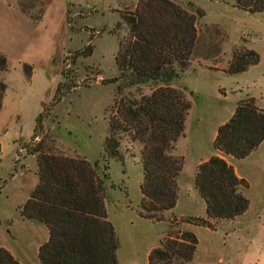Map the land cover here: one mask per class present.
Here are the masks:
<instances>
[{"label": "rangeland", "instance_id": "374dc122", "mask_svg": "<svg viewBox=\"0 0 264 264\" xmlns=\"http://www.w3.org/2000/svg\"><path fill=\"white\" fill-rule=\"evenodd\" d=\"M173 1L194 14L198 38L189 65L171 81L191 103L184 136L175 148L184 157L177 178L178 204L174 211H164L161 221H152L138 213L140 144L123 136L124 161L111 158L104 170L102 158L116 96V83L104 80L118 74L115 54L125 29L117 23L137 0H0V53L7 59L6 70H0L6 83L0 109V245L20 259L35 263L37 245L47 236L43 224L20 214L37 182L36 158L27 148L45 136L53 152L98 159L99 172L108 173L105 208L118 239L116 264H147L153 247L183 229L198 239L194 257L183 264H264V143L243 159L226 157L248 184L242 192L249 208L238 219L242 238L223 241L229 227L214 222L213 232L186 221L205 216L194 175L197 165L216 150L212 142L218 126L240 99L253 96L264 108V10L249 13L232 0ZM87 44L93 46L89 56L80 51ZM240 44L255 49L260 60L245 71L227 74L224 69ZM58 83L63 95L56 101ZM152 87H126L122 94H148ZM42 109V125L32 140Z\"/></svg>", "mask_w": 264, "mask_h": 264}, {"label": "trees", "instance_id": "16d2710c", "mask_svg": "<svg viewBox=\"0 0 264 264\" xmlns=\"http://www.w3.org/2000/svg\"><path fill=\"white\" fill-rule=\"evenodd\" d=\"M233 6L249 13L264 10V0H232ZM125 33L118 36L115 64L118 74L104 80L116 83V96L109 113V133L103 141L104 170L111 158L123 162L120 141L125 136L140 144L139 159L143 177L139 187L142 199L138 213L161 221L178 198L177 178L184 165L183 155L175 153L176 142L184 136L191 103L183 89L171 85L186 69L197 44L195 16L173 0H137L131 11L121 12ZM82 51L89 56L93 46ZM260 55L244 44L237 46L224 69L237 74L259 62ZM7 59L0 53V70ZM25 69V68H24ZM26 70V69H25ZM26 70L27 72H30ZM153 84L148 94H122L123 88ZM6 83L0 80V109ZM63 93L57 84L53 99ZM43 107V103H41ZM44 110L36 116L32 140L38 136ZM264 140V108L253 96L240 99L231 116L221 123L213 147L234 159L247 157ZM1 151V143H0ZM36 158L37 182L23 203V218L43 224L48 238L37 250L41 264H116L118 239L107 219L104 182L109 175L99 172V160L53 152L45 136L28 147ZM101 174V175H100ZM232 164L218 154L201 161L194 175V187L205 202V217H187L196 225L214 230V222L235 219L249 208L247 187ZM198 239L187 229L169 235L153 247L147 264H183L195 255ZM0 264H21L0 245Z\"/></svg>", "mask_w": 264, "mask_h": 264}, {"label": "crops", "instance_id": "0c3cea01", "mask_svg": "<svg viewBox=\"0 0 264 264\" xmlns=\"http://www.w3.org/2000/svg\"><path fill=\"white\" fill-rule=\"evenodd\" d=\"M49 7V6H48ZM47 11V10H46ZM45 15H46V12L44 13V15H43V18L45 17ZM43 20V19H42ZM51 55L52 54H50V55H48L47 56V59H50V57H51ZM172 86H174V87H176L175 85H173V84H171ZM261 107V106H260ZM235 108V107H234ZM234 110V109H233ZM233 112V111H232ZM232 114V113H231ZM231 116V115H230ZM229 116V117H230ZM228 117V118H229ZM227 118V119H228ZM226 119V120H227ZM214 139V138H213ZM262 143H264V140L259 144V146L255 149V150H253V151H256L261 145H262ZM1 146H2V144H1ZM252 151V152H253ZM215 154H218V155H220V156H222V157H224L227 161H228V159L226 158L227 157V155H225L224 153H222L221 151H219V150H215V152H214ZM229 162V161H228ZM202 199V198H201ZM178 200H179V197H178V199H177V202H176V205H175V207L177 206V204H178ZM201 205H202V207H203V209H204V211H205V202H204V200L202 199V202H201ZM175 207L172 209V210H170V211H174V209H175ZM179 215H181V214H179ZM243 215V214H242ZM242 215H240V216H238L237 218H235V219H228V220H220V221H218L217 223L218 224H223L224 226H227V227H229V229L228 230H226V231H224L223 232V234H224V237H223V241L225 240V241H230V243H232L234 240H240L241 238H242V234H240L241 233V229L239 228V225H240V222H238L239 220V217H242ZM205 216H206V214H205ZM204 216V217H205ZM211 222H213L214 223V220L213 219H209ZM223 221H227V222H223ZM226 223H228V224H226ZM206 228H208L207 226H205ZM46 228V227H45ZM209 230H211V231H213V232H215V231H217V230H212V229H210V228H208ZM46 230H47V236H46V238L44 239V241L45 240H47V238H48V229L46 228ZM44 241H42V242H40L38 245H37V250H38V247H39V245L41 244V243H43ZM13 254V253H12ZM20 262H21V264H41L39 261H38V259H37V254H36V262L35 263H33V262H29V261H27V260H24V259H20L18 256H16L15 254H13Z\"/></svg>", "mask_w": 264, "mask_h": 264}]
</instances>
